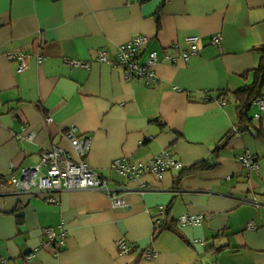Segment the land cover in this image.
<instances>
[{
  "label": "crops",
  "instance_id": "0c3cea01",
  "mask_svg": "<svg viewBox=\"0 0 264 264\" xmlns=\"http://www.w3.org/2000/svg\"><path fill=\"white\" fill-rule=\"evenodd\" d=\"M137 35L149 38L145 53L159 54L153 86L125 78L113 62ZM191 35L199 37L195 56L163 60L187 50ZM263 42L264 0H0V264H264V117L213 152L237 123L234 97L220 95L251 81L244 74ZM19 53L22 72L12 57ZM71 126L91 140L85 162L121 188L128 208L112 207L97 189L55 192L48 202L9 184L52 146L77 160L65 137ZM164 149L183 167L210 157L211 166L180 182L176 169L139 181L110 169L115 159L147 160ZM246 152L257 157V173L238 163ZM140 182L152 189L141 192ZM161 206L174 230L153 236ZM183 213L204 218L183 224ZM48 229L66 232L59 251L44 244ZM120 238L137 250L120 254ZM149 248L155 260L143 256Z\"/></svg>",
  "mask_w": 264,
  "mask_h": 264
},
{
  "label": "built area",
  "instance_id": "2783aa9c",
  "mask_svg": "<svg viewBox=\"0 0 264 264\" xmlns=\"http://www.w3.org/2000/svg\"><path fill=\"white\" fill-rule=\"evenodd\" d=\"M198 41L199 37L197 35L186 36L184 42L189 48L185 51H180L178 50L179 46L174 44L171 48L177 49L179 51L178 55L166 52L162 55L163 60L175 62L180 57L188 61L197 54ZM148 42L149 38L146 35L134 36L127 42L118 46L113 62L122 69L125 78L132 81H142L147 86H153L157 81L154 66L159 61V54L154 50H148L145 53ZM211 42L219 46L221 44V37L219 35H214L211 38ZM12 57L18 60L19 72L27 68L25 55L23 53L16 54ZM38 59L39 61L41 60L40 57ZM97 59L101 62L106 61L105 52H100ZM77 64L86 68L89 66L88 63L83 62H77ZM254 103L257 106V111L254 113L253 118L259 119L264 117V97H257ZM47 121H51V118H48ZM65 137L72 146L77 160H73L71 154L62 148L52 146L43 151L42 159L39 164L22 168L19 175H12L9 178V184L18 192L47 194L46 200L48 202H56L53 196L55 192L97 189L107 196L112 207L128 208L130 205L120 194L121 188L102 177L85 162L84 159L91 147L90 138L87 136L78 137L76 135V127L74 126L66 130ZM238 163L242 168L252 172L257 173L259 170L257 157L249 152L238 156ZM182 168V162L176 159L168 149L162 150L147 160L118 158L110 165L112 171L135 181H139L144 174H151L157 179H161L166 171L170 169L180 171ZM138 187L141 192L152 189L149 184L144 182H140ZM164 209L163 206L157 209L159 219L156 220V223L162 219ZM203 218L204 215L201 213H183L178 217V221L183 224L197 225L202 222ZM248 227L253 228V226L250 225H248ZM45 234L47 239L44 244H53L57 247V251L65 246L66 232L63 229H59L58 233L53 229H48L45 230ZM116 247L120 254H127L137 250L138 244L120 238L116 242ZM32 255L33 254H28L26 259H29ZM143 256L146 259L155 260L157 252L154 249H145Z\"/></svg>",
  "mask_w": 264,
  "mask_h": 264
},
{
  "label": "trees",
  "instance_id": "16d2710c",
  "mask_svg": "<svg viewBox=\"0 0 264 264\" xmlns=\"http://www.w3.org/2000/svg\"><path fill=\"white\" fill-rule=\"evenodd\" d=\"M256 49L260 52V59L256 67H254L250 72L245 73L244 75L251 74V81L234 90L233 92H224L221 94L220 100L226 101L229 96H233L235 101L237 102V123L234 128L224 136V138L219 142L215 148L214 153L218 152L221 147L224 145L237 133H241L243 131L250 129V122L253 118L250 115V111L253 107L254 100L257 97H263L261 95V89L264 83V42L257 46ZM224 95V96H222ZM212 158L204 159L201 162H197L190 167H183L178 175L175 177V181L180 182L183 176L195 172L197 170L203 168H209L211 166L210 161ZM19 218V216H18ZM172 229L173 227L169 225V222H166V219H161L159 222L155 224L153 236L158 234L163 229ZM174 230V228H173Z\"/></svg>",
  "mask_w": 264,
  "mask_h": 264
}]
</instances>
